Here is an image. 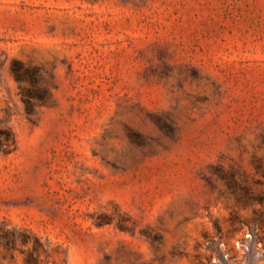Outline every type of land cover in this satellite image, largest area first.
I'll list each match as a JSON object with an SVG mask.
<instances>
[{"label":"rangeland","instance_id":"374dc122","mask_svg":"<svg viewBox=\"0 0 264 264\" xmlns=\"http://www.w3.org/2000/svg\"><path fill=\"white\" fill-rule=\"evenodd\" d=\"M6 129L0 264H264V0H0Z\"/></svg>","mask_w":264,"mask_h":264},{"label":"trees","instance_id":"16d2710c","mask_svg":"<svg viewBox=\"0 0 264 264\" xmlns=\"http://www.w3.org/2000/svg\"><path fill=\"white\" fill-rule=\"evenodd\" d=\"M13 73L18 81H25L29 78V70H23V68L18 63L14 64ZM0 137L6 142V144L0 145V153L5 155L11 153L16 144V138L14 134L7 129L1 130Z\"/></svg>","mask_w":264,"mask_h":264}]
</instances>
